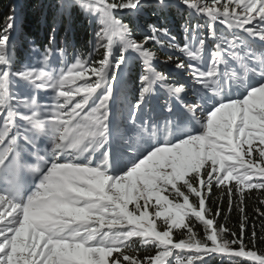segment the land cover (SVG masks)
Wrapping results in <instances>:
<instances>
[{"label":"snow or ice","instance_id":"snow-or-ice-1","mask_svg":"<svg viewBox=\"0 0 264 264\" xmlns=\"http://www.w3.org/2000/svg\"><path fill=\"white\" fill-rule=\"evenodd\" d=\"M37 22L43 42L15 9L0 27V264H264V0H53Z\"/></svg>","mask_w":264,"mask_h":264},{"label":"trees","instance_id":"trees-1","mask_svg":"<svg viewBox=\"0 0 264 264\" xmlns=\"http://www.w3.org/2000/svg\"><path fill=\"white\" fill-rule=\"evenodd\" d=\"M53 0H0V27H3L6 21V17L13 14V9H15V15L17 17V25L22 27L24 33L33 36L38 42H43L45 37V30L39 20H43L46 15L51 13V4ZM173 20L176 27L173 29L174 34L178 41L182 40V35L179 31V25L182 22L178 14L173 13ZM75 29V39L77 47L81 50H85L89 40V32L91 31L87 24L81 21L74 23ZM13 38L16 42L17 48H21V41L18 38V33L13 32ZM219 196V193L213 189L212 200L208 201L210 207L215 209L216 204L213 203L214 200ZM256 194L254 193L250 199L247 200V211L249 214V232L251 231V226L253 223V209L255 207ZM223 210L227 211V200L224 199ZM221 223H227L228 228L233 230H238V213L234 209L230 215V218L225 221L224 217L220 218ZM255 223L257 225L256 231L259 236L261 229L259 227L261 221L259 218H255ZM258 247L264 249V243H258ZM141 256L144 255L143 252L140 253ZM210 264H221V261L213 259Z\"/></svg>","mask_w":264,"mask_h":264}]
</instances>
